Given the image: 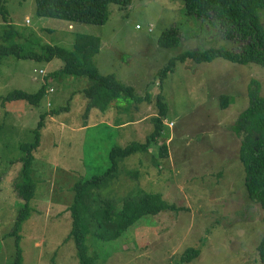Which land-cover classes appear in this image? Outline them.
<instances>
[{"label": "rangeland", "instance_id": "obj_1", "mask_svg": "<svg viewBox=\"0 0 264 264\" xmlns=\"http://www.w3.org/2000/svg\"><path fill=\"white\" fill-rule=\"evenodd\" d=\"M7 11L8 19L0 15V45L41 51L48 44L69 51L78 34L93 35L101 40L93 59L100 73L116 75L140 96L149 93L152 101L122 99L107 112L89 108L83 94L90 85L87 78L49 77L62 61L0 58V264L18 263L10 234L23 201L14 187L23 166L21 145L34 139L40 115L60 112L45 118L40 147L33 152L36 194L20 233V264H80L75 243L67 241L73 187L106 173L114 147L146 141L154 130L150 114L157 115L160 92L168 105L165 131L148 152L121 162L102 195L122 204L139 192L160 194L173 208L147 216L117 241L90 238L89 255L100 257L97 264H260L264 208L248 197L241 141L233 129L249 107L247 91L254 81L264 98V68L224 59L178 61L162 87L155 84L159 71L183 52L239 48L216 24L197 18L188 22L183 0H133L127 8L112 4L103 25L39 17L35 0H7ZM173 26L183 31L181 44L161 47L163 32ZM13 27L15 41L7 44L3 39ZM44 84L48 92L37 106L5 100L15 90L36 93ZM163 145L167 158L159 156ZM191 249L198 256L182 262Z\"/></svg>", "mask_w": 264, "mask_h": 264}, {"label": "trees", "instance_id": "obj_2", "mask_svg": "<svg viewBox=\"0 0 264 264\" xmlns=\"http://www.w3.org/2000/svg\"><path fill=\"white\" fill-rule=\"evenodd\" d=\"M26 1V0H23ZM39 17L55 18L71 23L87 25H103L110 18V5L129 7L133 0H35ZM184 11L190 20H202L205 24H216L223 37L236 42L235 50L211 48L205 51H187L172 59L168 66L158 73L159 87H162L168 73L176 67V62L186 63L191 60L197 64L212 63L216 59H224L234 64H254L264 68V0H183ZM0 15L8 19L7 0H0ZM204 24V23H203ZM17 30L7 32L5 43L15 41ZM19 34V31L18 33ZM184 34L179 26H173L163 32L159 44L164 48H174L181 44ZM40 46L41 44L38 43ZM101 48V40L88 34H78L74 48L65 50L59 46L44 44L41 51L28 49L24 45H0V58L14 56L18 59H32L41 62L62 61L63 67L49 77L57 79L64 76L85 77L90 85L83 94L90 100L89 108H98L107 112L109 108L122 99L134 100L136 103L151 102L149 93L140 96L136 89L122 83L116 75L103 76L94 64V57ZM48 79V78H46ZM261 86L254 81L248 88L249 107L242 113L233 129L240 138L239 159L246 171V189L248 197L264 208V98L260 95ZM48 85L44 84L38 92L28 93L15 90L5 97L7 101L25 100L32 105H39L45 99ZM118 105V103L116 104ZM157 115L153 117L154 130L143 143L135 142L123 148L116 146L110 157L112 167L104 174L86 181H80L73 187L74 202L69 209L72 218V231L68 242L73 241L77 249L80 264H97L98 255L90 256L88 240L114 242L125 236L141 220L147 216H155L173 207L160 194L139 192L126 197L122 204L114 199H106L102 191L118 176L122 161L148 152L157 142L165 129L164 121L168 105L164 97L157 96ZM59 110H51L40 115V120L30 143L21 145L24 156L21 159L22 169L15 182V191L23 201L16 224L10 234L17 249V264L21 263L20 249L22 226L28 221L30 202L36 194V183L32 177L34 163L33 152L40 147L41 130L48 115H58ZM120 121L118 125H121ZM161 158L168 157L166 145L160 149ZM199 252L191 249L182 256V262H191ZM257 255L260 264H264V235L261 237Z\"/></svg>", "mask_w": 264, "mask_h": 264}, {"label": "crops", "instance_id": "obj_3", "mask_svg": "<svg viewBox=\"0 0 264 264\" xmlns=\"http://www.w3.org/2000/svg\"><path fill=\"white\" fill-rule=\"evenodd\" d=\"M101 49V48H100ZM150 116H151V118L154 116H156V114H150ZM128 124V122L126 123V124H124V125H127ZM171 124H173V123H169V125H171ZM123 125V124H122ZM173 126V125H172ZM172 126H171V128H172ZM165 131V130H164ZM173 140V139H172ZM172 140H171V142H172ZM164 146V145H163ZM167 146V145H166Z\"/></svg>", "mask_w": 264, "mask_h": 264}, {"label": "built area", "instance_id": "obj_4", "mask_svg": "<svg viewBox=\"0 0 264 264\" xmlns=\"http://www.w3.org/2000/svg\"><path fill=\"white\" fill-rule=\"evenodd\" d=\"M173 124H171L170 126H172Z\"/></svg>", "mask_w": 264, "mask_h": 264}]
</instances>
